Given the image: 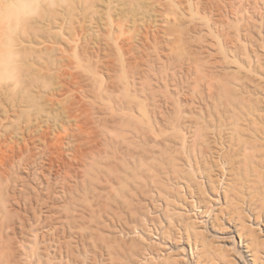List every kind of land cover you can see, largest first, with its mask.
<instances>
[{
	"label": "rangeland",
	"instance_id": "rangeland-1",
	"mask_svg": "<svg viewBox=\"0 0 264 264\" xmlns=\"http://www.w3.org/2000/svg\"><path fill=\"white\" fill-rule=\"evenodd\" d=\"M31 1L28 11L19 13L13 8L16 18L9 19L4 6L10 4L0 0V16L8 25L0 32V234H6L5 228L14 230H8L6 237L14 234L9 242L17 256L36 249L31 242L34 234L50 229L52 220L62 216L66 207L71 209L75 203V210H84L86 206L73 202L74 198L88 196L86 202L92 201L89 206L85 202L90 208L85 210L93 209L96 215L103 212L99 197L104 180L97 177L99 172L94 174L96 170L87 172L85 168L102 165L103 148L109 145L105 141L112 140L109 148L116 149L114 135L119 143L128 138L120 144L121 150L114 151L126 153L119 159L122 165L131 162L126 165L130 168L136 167L134 163L139 168L140 153L146 158L144 167L151 165L147 164L153 161L152 156H156L152 163L160 167L165 165L166 155H179L186 75L205 66L223 78V72L231 76L252 67L258 70L253 73L254 83L264 82V0ZM84 176L101 180L89 184L91 192L86 194L79 186ZM66 187L74 192L66 193ZM148 194L145 192L137 204L141 212L137 215L146 225L138 223L133 231L135 224L131 223V232L123 236L131 240V246L133 242L149 245L154 254L148 258L143 253L146 259L155 261L170 254L177 264H252L230 224L224 220L221 228L213 227L207 219L213 211L200 214L201 209L182 208L180 201L177 213L199 225L210 249L198 258L197 249L185 240L161 239L149 222L158 217L162 221L157 223L163 226L166 221L162 210L146 199ZM219 198L215 197V209L221 206ZM143 212L151 214V219ZM105 214L98 215L104 220L102 227ZM111 227L99 230L107 234L113 231ZM252 227L264 240V227ZM143 256L135 257V263ZM260 264H264V255Z\"/></svg>",
	"mask_w": 264,
	"mask_h": 264
},
{
	"label": "bare ground",
	"instance_id": "bare-ground-1",
	"mask_svg": "<svg viewBox=\"0 0 264 264\" xmlns=\"http://www.w3.org/2000/svg\"><path fill=\"white\" fill-rule=\"evenodd\" d=\"M30 2L32 3L31 0H7V3L10 5L22 6L24 11H28L26 9L30 8ZM84 2L86 1L84 0ZM13 10L15 11V9ZM17 12L22 13L20 10H17ZM38 15L40 19L44 16L42 14ZM0 17L1 32L8 25L2 18V14ZM200 68L193 69L194 71L191 69L193 72L184 78L186 79V86L184 85L186 90V106L181 124L179 123L181 128V133H179V155L176 152L175 155L177 156L173 153V155H166L167 157H165L164 153L165 165L162 164L160 167H156L153 164L156 156L151 155L152 158L154 157L152 161L151 156L148 154L153 163H150L149 160L147 165H154L156 167V170H154L155 167L152 169L151 165L144 167L143 164L146 158L141 157L142 153H140V157H137L136 154L134 155V152L133 155L135 157L133 156V159L136 157L137 159L141 158L138 170L136 163L131 158L132 163H134L133 166H136L135 168L132 165V168L126 166L128 163H124L125 165L121 164V159L119 158H121V155L126 154L124 151L121 155L116 153L118 151H114L118 148L121 150L120 144L123 140L126 143V139L128 138L123 139L121 136H118L122 138L121 143H119V138H115L117 134L114 135L115 137L111 136L117 142L114 141L116 144L114 148L116 149L110 150L109 145L112 143V140L110 141L112 138L106 137L111 143L105 141L106 145H109L106 146L107 148H103L105 152L102 150L104 152V158L100 157L104 159L102 165L98 164V166H95V163L93 166L89 165L92 166V168L90 167L91 169L88 168L89 166L85 168V171L88 169L89 172L96 170L94 174L96 175L99 172L97 177L102 176V180L105 181H103V184L100 182V185L102 184V190L100 191L103 193L99 197L102 199L101 201L99 200L100 203L103 201L100 205V207H103L102 213H106L105 220H108L107 222L105 221V225L103 224V227L100 225L104 221L102 217L99 218L100 214H102L100 213L101 211L98 212V216L95 212H92V208V211L89 210L90 212L85 210L86 207L91 205L89 201H92L88 200L86 202L88 196L79 197L80 199L74 198L79 200L74 201L73 199V202L79 201L77 204L86 206L84 210H75V203L71 204V209L66 207L67 209L62 216L58 215L54 219L55 221L52 220L53 223L50 229L47 228L45 232L32 235L35 239H33L34 241L31 240V242L36 245V249L32 247V252L31 248L29 249L30 251H24V247L23 249L20 247L24 251L19 254L20 256L13 253L14 250H12L13 247L11 246L13 243L10 244L9 240L12 241L11 238H13L12 235L14 234L9 235L11 238L6 237L8 230H13H10L11 227L8 225L10 229L5 228L6 234L3 233L2 236L0 234V264H134L135 257L139 255L143 256V253H147V256L150 254L151 256V253L154 254V250L149 245H144L145 243L136 244L133 242V240H136L133 237L132 242L136 246H131L132 243L131 245L129 244L131 240L127 241L123 238V236L131 232L130 227L133 226L134 231L138 223L144 222L143 219L140 222L139 216L141 212L137 211V208L140 207L137 204L145 192L147 194L151 192L150 195L148 194L149 197L146 195V199H150L149 202L152 203L153 208L157 207L162 210L161 214L166 221V224L164 223L165 225L163 226L162 223H157L158 217L155 219L156 221H153V219L149 222L153 225L155 232L161 239L169 241V238L174 240L177 237L178 239L185 240L189 246L193 245L197 249L198 258H203L205 253L210 249L205 235L198 227L199 225L197 226L187 215L181 212H179L180 214L177 213L179 207L177 206V201H180L184 205L179 204L182 208L187 206L193 209L198 208V210L201 209L200 214L213 211L211 216H207L208 221L213 227L221 228L225 220L232 226L234 235L236 234L243 243L242 247L244 248L242 249H244L246 256L250 257L249 259L252 264H260V259L264 255V240L252 226L264 227V82H261L262 84L254 83L253 73L257 68L252 69L250 67L246 69L247 72L245 73H234L231 76L223 72V75L225 74L223 78H219L220 75L214 74L209 68L208 70L206 67V69ZM262 69L264 68L262 67ZM237 71L239 72V70ZM256 73L259 74L258 72ZM261 76L264 78V73ZM258 92L261 93L260 96H255ZM145 133L147 134V131ZM125 143L123 146H125ZM112 146L111 149H113ZM135 148L132 147L133 150ZM129 150L128 152L132 154L131 149ZM140 150V152H144L142 149ZM128 152L127 154H129ZM137 154L139 155V153ZM86 160H88L87 157ZM124 160L122 159V161ZM138 160L140 162V159ZM160 161L163 162V160ZM126 162L128 161L126 160ZM90 164H93V162H90ZM130 164L131 162L128 165ZM139 171L142 177L138 175ZM70 173L71 171L69 170L68 175ZM66 175L64 176L66 177ZM86 177L84 176L80 180L76 177L80 182V185H78L83 187L84 194L88 191L91 192V188L87 187L89 184L92 185L101 181L99 178H96L98 180L94 181L91 177H88L89 179ZM113 180H115V183L117 181L116 185L113 184ZM61 187L63 186L61 185ZM64 189L65 187L62 190ZM66 190H68L67 187ZM73 192L72 188L71 190L69 188L66 193ZM92 192L94 193L91 194L95 195L96 192L94 190ZM99 194L101 193L97 195L100 196ZM219 196L222 199L221 206L215 209L213 208L216 205L215 197L220 199ZM96 200L97 198L94 201ZM154 201H157L159 204L157 203L158 205H156ZM139 210H142V208H139ZM138 213H140L139 216L137 215ZM146 214L151 219V214ZM51 219L49 220L51 221ZM39 221L38 223H40ZM131 223L135 225L129 227ZM6 224L10 223L7 222ZM42 224L43 222L41 226ZM3 225L5 226V224ZM111 225H114L117 229L115 230ZM104 226L106 229L113 228V231L111 233L107 232V234L105 231L104 234L99 230L101 227L103 229ZM1 229L0 232L3 231ZM136 241L137 243L139 242L138 240ZM16 249L18 250V248ZM33 255L34 257H32ZM148 258L144 257L142 261L140 260L142 258H140L137 264H177L178 262L170 254H166L161 258L157 257L158 259L155 261L152 260L153 258Z\"/></svg>",
	"mask_w": 264,
	"mask_h": 264
},
{
	"label": "clouds",
	"instance_id": "clouds-1",
	"mask_svg": "<svg viewBox=\"0 0 264 264\" xmlns=\"http://www.w3.org/2000/svg\"><path fill=\"white\" fill-rule=\"evenodd\" d=\"M5 15H7L9 17V19H14L15 18V14L13 13V8L17 9V10H21L22 6L20 5H5Z\"/></svg>",
	"mask_w": 264,
	"mask_h": 264
}]
</instances>
